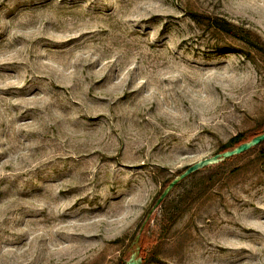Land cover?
<instances>
[{
	"label": "rangeland",
	"instance_id": "374dc122",
	"mask_svg": "<svg viewBox=\"0 0 264 264\" xmlns=\"http://www.w3.org/2000/svg\"><path fill=\"white\" fill-rule=\"evenodd\" d=\"M258 42L264 0H0V264H264V145L151 211L264 130Z\"/></svg>",
	"mask_w": 264,
	"mask_h": 264
},
{
	"label": "water",
	"instance_id": "95a60500",
	"mask_svg": "<svg viewBox=\"0 0 264 264\" xmlns=\"http://www.w3.org/2000/svg\"><path fill=\"white\" fill-rule=\"evenodd\" d=\"M262 142H264V130L259 135L254 136L247 142H243L237 145L231 150L215 154L209 158L200 160L192 164L191 166L187 167L183 172H181L178 176L172 179V181L164 188V190L161 192V194L157 198L155 204L153 205L151 211L156 209L161 204V202L169 195V193L175 188V186L179 182L185 180L186 178L190 177L194 173L201 171L209 166L219 164L223 162L224 160H227L229 158L236 157L243 153H246L250 149L260 145ZM136 241H137V238L135 239V242ZM124 264H142V258L139 257V247L138 246H135L133 253H131L129 258L126 261H124Z\"/></svg>",
	"mask_w": 264,
	"mask_h": 264
},
{
	"label": "trees",
	"instance_id": "16d2710c",
	"mask_svg": "<svg viewBox=\"0 0 264 264\" xmlns=\"http://www.w3.org/2000/svg\"><path fill=\"white\" fill-rule=\"evenodd\" d=\"M190 16H191V19H192V21H194V22H196V23H198V22H202V19H203V17L201 16V15H199V14H196V13H191L190 14ZM207 21H208V23L211 25V28L212 29H214V30H216V31H218V32H220V33H224V34H226V35H231V36H233V37H238L239 35H237L236 33H234V26L231 24V23H229V22H227V21H225L224 19H222V18H219V17H214V18H210V17H208L207 18ZM240 39H242V40H245V38L243 39V37H239ZM247 38V37H246ZM251 46H253V48L256 50L255 52H258V54H260L263 58H264V45H261V44H259V42H258V44H251ZM263 132V130L261 131V132H256V133H252L251 135H248V136H245V135H243V134H238V135H236V136H234L233 138H231L229 141H228V143H226L225 145H222L221 147H220V152L222 153V152H225V151H228V150H231V149H233L234 147H236L237 145H239V144H241V143H243V142H247V141H249L251 138H253L254 136H256V135H259L260 133H262ZM264 145V142H262L260 145H258V146H256V147H254V148H252V149H250L249 151H247L246 153H243V154H241V155H239V156H236V157H232V158H229V159H227V160H224L223 162H221V163H219V164H217V165H215V166H212V167H210V168H213V169H220V168H222V166L225 164V163H227V162H230L232 159H236V158H238V157H242V156H245L246 154H248V153H250V152H252V151H255V149L256 148H259V147H261V146H263ZM210 168H207V169H203V170H201V171H198V172H196V173H194L192 176H194V175H197V174H199V173H201L202 171H205V170H208V169H210ZM172 180L170 179L167 183H166V185H164L163 187H162V190L160 191V193L158 194V196H157V198L159 197V195L161 194V192L164 190V188L171 182ZM212 183H213V177L211 176L210 177V179L204 184V188H210V186L212 185ZM181 185V182H179L176 186H175V188L176 187H178V186H180ZM156 198V199H157ZM165 200L166 199H164L162 202H161V204H163L164 202H165ZM153 207V206H152ZM150 213V212H149ZM148 213V214H149ZM138 243L140 244L141 243V239L138 241ZM117 264H124V261H119Z\"/></svg>",
	"mask_w": 264,
	"mask_h": 264
}]
</instances>
